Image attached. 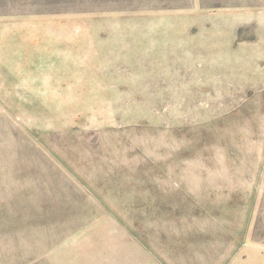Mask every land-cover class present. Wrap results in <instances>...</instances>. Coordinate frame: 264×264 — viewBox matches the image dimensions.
Returning a JSON list of instances; mask_svg holds the SVG:
<instances>
[{"label":"rangeland","instance_id":"rangeland-1","mask_svg":"<svg viewBox=\"0 0 264 264\" xmlns=\"http://www.w3.org/2000/svg\"><path fill=\"white\" fill-rule=\"evenodd\" d=\"M0 76V264H264V0H0Z\"/></svg>","mask_w":264,"mask_h":264},{"label":"crops","instance_id":"crops-1","mask_svg":"<svg viewBox=\"0 0 264 264\" xmlns=\"http://www.w3.org/2000/svg\"><path fill=\"white\" fill-rule=\"evenodd\" d=\"M5 75V74H4ZM3 83V81L1 80V76H0V87H1V84ZM1 91V89H0Z\"/></svg>","mask_w":264,"mask_h":264}]
</instances>
